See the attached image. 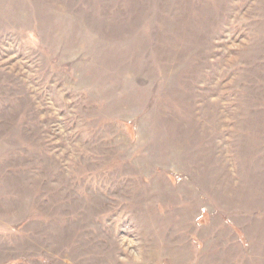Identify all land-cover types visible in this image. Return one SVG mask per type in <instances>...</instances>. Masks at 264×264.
I'll return each mask as SVG.
<instances>
[{
	"label": "rangeland",
	"instance_id": "rangeland-1",
	"mask_svg": "<svg viewBox=\"0 0 264 264\" xmlns=\"http://www.w3.org/2000/svg\"><path fill=\"white\" fill-rule=\"evenodd\" d=\"M0 264H264V0H0Z\"/></svg>",
	"mask_w": 264,
	"mask_h": 264
}]
</instances>
